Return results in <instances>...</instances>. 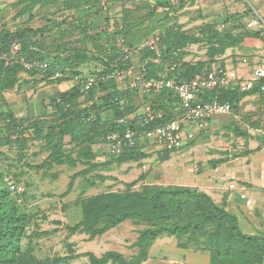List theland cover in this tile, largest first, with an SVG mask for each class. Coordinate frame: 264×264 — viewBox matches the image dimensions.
<instances>
[{"label": "rangeland", "instance_id": "obj_1", "mask_svg": "<svg viewBox=\"0 0 264 264\" xmlns=\"http://www.w3.org/2000/svg\"><path fill=\"white\" fill-rule=\"evenodd\" d=\"M17 2L0 0L4 21L12 26L48 27L31 35V40L42 42L49 52H80L84 73H103L109 60L102 51L104 43L111 31L115 38L126 39L123 28L140 33L141 38L158 35L163 43L177 39L180 59L192 66L228 65L248 76L264 60V40L247 28L251 14L264 9V0H86L82 11L67 9L65 0H55L44 9L37 5L31 20L28 14L19 18ZM140 56L134 57L136 63L143 61ZM129 82H119V88H127ZM107 91L100 90L96 99L75 101L80 118L96 115L99 109H91V103ZM239 91L233 113L214 116L210 128L198 132L184 147L171 152L150 148L124 158L113 157L104 141L95 140L99 126L72 137L66 133L71 120L62 118L59 109L53 107L41 118L18 120L7 104H0V210L6 221L19 219L15 264H98L93 256L102 259L110 252L127 263L145 255L138 264H210L207 245L215 239V223L196 234L163 232L154 239L150 232L159 225L140 218L93 236L84 229L85 199L149 186L206 193L237 216L241 232L263 236L264 201L255 205L253 200L252 207L243 199L241 204H231L218 192L231 178L238 181L225 172L228 166L257 167L264 176V96ZM110 114L100 112L103 119ZM202 210L207 211V206ZM106 225L104 220L96 227ZM259 259L258 264H264V249ZM218 260L224 264L221 257ZM244 262L241 255L234 259V264ZM104 264L121 263L112 258Z\"/></svg>", "mask_w": 264, "mask_h": 264}, {"label": "trees", "instance_id": "obj_2", "mask_svg": "<svg viewBox=\"0 0 264 264\" xmlns=\"http://www.w3.org/2000/svg\"><path fill=\"white\" fill-rule=\"evenodd\" d=\"M17 1L18 2L15 6L20 7L17 15L19 17H24L28 14L27 20H31L35 17L34 9L37 5L44 9L45 7L51 6L55 0H27V4L24 3V0ZM85 3L86 0H65L64 7L67 9L82 11ZM253 14L254 12L251 16ZM250 17L248 18V21ZM247 28L254 35L264 40V35L261 31L250 29L248 26ZM47 30L48 27L46 26L39 29L23 25H20L16 29L12 30L4 25L0 29V52L9 50L14 42H19L22 46L20 51L21 56L28 59H38L50 62L51 65L47 71L48 74L46 78H40L37 76L35 71L29 72V75L33 77L37 76L41 82H63L62 79L54 80L50 79L49 76L58 70H64L66 67H70L72 69V73H84L83 68L80 66V62L83 58L80 52L75 51L72 53L69 50L66 52L65 50H62L63 52L59 50L55 53L43 52L40 46L41 43L36 42L37 40H31V35L43 33ZM121 31V33H123L126 37V43L131 47L140 46V43L152 35L151 34L141 38L140 33L127 32L124 28ZM109 34L112 36H109L107 41L104 43V48L102 50L106 56H109L107 67L101 74L93 71L88 72L87 74H94L101 77L106 76L109 72L119 68L118 64H121L123 57L118 53V46L112 42V40L115 39V33L111 31ZM187 39L188 38L184 36V40ZM137 40L141 41L134 43ZM172 40L174 41H167L165 43L161 41L160 64H155L151 61V59L155 57L154 52L149 50H142L140 52V57L143 61L149 59V76L158 75L162 69L168 67V65L173 62L177 63L176 69L173 73L179 75L182 79H191L197 73L204 72L211 68H202L198 65L192 66L183 62L179 56L180 52L175 55V52L179 51L175 46L178 44L176 41L177 39ZM109 48L113 50L111 54L108 53ZM116 57L119 59L116 60ZM87 58L89 59L88 56ZM21 71L24 72L23 66L20 62L6 64L3 60H0V104H7L4 92L15 87L19 81V73ZM100 90L108 91L106 95L102 96L99 100L91 103V109L98 108V113L89 119L80 118L78 110L76 111L74 108L76 105L75 101L78 104L79 100L82 98L86 100L89 97H95L96 99ZM166 92L167 91H163L159 95L149 97L147 95L140 94L138 89H131L130 87L120 89L119 82L115 77H104L99 79L89 89H86L85 84L82 82L72 85V89L60 93L53 99L52 106L55 109L61 110L63 115L62 118L71 120V129L67 130L66 133L71 134L72 137L77 133H85L92 126H99L101 130L95 138L98 142L104 141L110 132H124L128 126L140 128L154 126L156 123L141 126L136 119H128L124 123L120 122V119H126L129 115L137 113L143 103L151 100L160 102V107L168 114L167 119L172 118L176 110L173 104L175 102L177 104L178 99L173 92H171L170 98L167 99ZM238 93H240V91L237 87H230L209 92L203 96V99H212L215 96H218L222 101L231 102L233 110H235L234 97ZM259 96H264V93H260ZM104 110L111 113L109 115V119H103V117L100 116V112ZM73 113H75V116H72ZM144 153L147 152L127 145L120 155L112 156L116 158H124L129 155L135 156ZM193 205H196L197 209L192 210ZM206 206L208 210L203 211L202 209ZM83 209L84 221L82 222V225L84 229L91 233L92 236L98 233H103L108 227H112L118 223L133 218H140L148 222L155 223V225H159L157 230L150 232L151 239L156 238L163 232L172 234H196L197 232L202 231L209 223H215L217 228V231L214 232L215 239L207 245V248L211 251L210 264H218V259L220 257L223 259L224 264H234L235 257L239 255L244 257L245 264H253L254 262L258 264L261 262L259 258L261 250L264 249V235H248L241 232L236 215L215 204L211 197L206 193H196L190 188H164L149 186L144 187L140 191L126 192L122 194L105 193L85 199ZM94 213L96 214L95 219L93 218ZM3 214L4 212L0 210V264H15L16 253L18 252L16 231L19 229V219L13 217L12 221H6L5 218L2 217ZM104 220L107 225L104 228L98 229L96 226ZM262 241L263 243H261ZM143 257H145V255L140 257L136 263H127L122 256L110 252L102 259H98L95 256H93V259L94 262L98 264H104L108 261V259L112 258L121 264H138L142 261Z\"/></svg>", "mask_w": 264, "mask_h": 264}, {"label": "built area", "instance_id": "obj_3", "mask_svg": "<svg viewBox=\"0 0 264 264\" xmlns=\"http://www.w3.org/2000/svg\"><path fill=\"white\" fill-rule=\"evenodd\" d=\"M248 27L261 31L264 35V14L254 11L248 21ZM112 42L118 46V53L122 55L123 60L121 64H118L119 68L109 72L106 76L72 73V69L66 67L64 70L52 73L49 78L62 79L63 82L72 85L82 82L85 84V88L89 89L101 78L115 77L118 82L130 80L127 87L138 89L140 94L149 97L167 91L166 96L169 99L171 92H173L178 102L173 104L176 110L170 119H167V112L160 107V102L156 100L143 103L137 113L129 115L126 119H120L121 123L128 119H136L141 126L156 124L148 128L128 126L122 133L119 131L110 132L104 140L110 155H120L127 145L145 152L150 148L171 152L184 147L196 138L198 132H204L210 128L214 116L232 114L234 111L231 102L222 101L218 96L212 99H203V96L209 92L237 87L243 92L249 91L258 95L264 93V60L257 62L248 76L240 75L237 69L228 65H217L197 73L191 79H182L173 73L177 66L175 62L162 69L158 75L149 76V59L136 63L134 57L140 55L142 50H149L155 53V57L151 61L160 64L161 40L158 35L146 38L137 47L129 46L126 39L121 35ZM21 49V44L14 42L9 50L0 52V60L6 64L20 62L25 73L29 74V72L35 71L40 78H46L51 65L50 62L21 56ZM112 52L113 50L109 48L108 53L111 54ZM177 54L178 52H175V55ZM43 82L46 83V81ZM238 188V181L231 178L227 184V189L236 191ZM240 197L245 201L247 207H252L253 199L248 194L241 191Z\"/></svg>", "mask_w": 264, "mask_h": 264}, {"label": "crops", "instance_id": "obj_4", "mask_svg": "<svg viewBox=\"0 0 264 264\" xmlns=\"http://www.w3.org/2000/svg\"><path fill=\"white\" fill-rule=\"evenodd\" d=\"M258 12L264 14V9ZM4 23H6L4 16L0 14V29L4 25L12 30L20 26L17 23L13 26ZM23 26L33 27L30 23H25ZM40 46L43 52L55 53L46 50V45L42 42ZM24 78L27 80L23 81ZM71 86L72 84L68 82L44 83L37 76L33 77L21 71L18 83L15 87L5 91L4 97L8 108L16 118L19 120H32L50 113L53 108V99L60 93L66 92ZM251 95L259 98L257 93H252ZM256 168H253V170L252 168H241L237 164L228 166L225 172L228 171L230 176L238 179L239 188L236 191H231L226 186H222L223 189L218 190L219 196L222 199H227L231 204H241L240 192L242 191L246 192L254 200L255 205L261 204L264 201V176H262L260 168Z\"/></svg>", "mask_w": 264, "mask_h": 264}]
</instances>
